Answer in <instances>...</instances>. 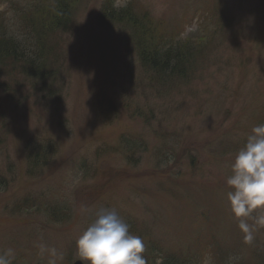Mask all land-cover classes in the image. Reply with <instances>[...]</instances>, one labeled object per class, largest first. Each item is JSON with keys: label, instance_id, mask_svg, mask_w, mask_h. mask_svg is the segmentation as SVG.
Segmentation results:
<instances>
[{"label": "rangeland", "instance_id": "374dc122", "mask_svg": "<svg viewBox=\"0 0 264 264\" xmlns=\"http://www.w3.org/2000/svg\"><path fill=\"white\" fill-rule=\"evenodd\" d=\"M30 3L0 0V31L18 37ZM110 3L145 14L172 45L208 39L209 14L220 17L222 28L203 50L207 62L200 61L206 63L190 92L173 96L177 108H163V100H148L136 87L143 80L129 32L96 21ZM70 15V28L56 35L51 105L28 96L19 107L2 106L0 254L12 249V264H49L53 257L40 252L45 245L56 250V264L80 261L75 241L104 207L136 224L147 264L187 250L200 233L215 238L228 257L206 254L195 264H264V227L245 243L226 184L236 152L264 124L258 112L264 108V0H75ZM16 79L0 82L13 88ZM31 138L51 139L56 151L40 174L27 177L23 148ZM125 139L137 140L139 149L126 155ZM169 143L180 148L166 162L159 151ZM36 198L59 201L69 221L53 223L38 207L26 209ZM202 210L210 223L199 221ZM149 239L162 254L149 255Z\"/></svg>", "mask_w": 264, "mask_h": 264}, {"label": "trees", "instance_id": "16d2710c", "mask_svg": "<svg viewBox=\"0 0 264 264\" xmlns=\"http://www.w3.org/2000/svg\"><path fill=\"white\" fill-rule=\"evenodd\" d=\"M74 2L75 0H32L34 3L32 8L23 11L20 15L17 24L18 37L7 35L4 30L0 31V79L11 78L12 74L17 78V82L12 80L13 88L0 82V135L7 127L1 113L3 104L13 108L19 107L20 100L25 101L24 97L30 96L29 99L36 98L38 102L48 107L55 99L53 87L56 86L58 68L53 63L59 59L55 51L57 49L56 35L70 28L72 22L70 10ZM209 15L213 30L209 32L208 39L184 40L175 43V45L163 40V34L154 30L152 20L145 14L133 11L130 6L116 10L112 3L104 5L96 21L98 25L107 23L124 26L133 41L135 50L131 51L134 52L136 62L141 70V73L137 72L136 74L143 80L142 83L134 82L136 87L146 94L148 100H163V108H173L174 106L177 108L178 103L173 100V96L190 92L188 84L195 78L193 76L197 70L207 62L203 58L202 52L218 33V29L222 28L220 17L215 11ZM52 36L54 37L52 38ZM202 60L206 62H200ZM144 83L145 86L142 85ZM23 90L26 91L23 92ZM258 112L264 122V108L259 109ZM159 114L164 117L163 112H159ZM169 144L172 145L159 151L160 154L165 152L166 162L177 159V150L180 148L176 144ZM121 146H125L122 148L125 149L126 155L139 149L135 139H125ZM23 150L25 152L24 174L27 177H34L42 172L54 156L56 145L48 138H31L25 142ZM131 157L128 156L126 161L134 165V159ZM135 162L137 161L135 160ZM3 186L4 183L0 178V190ZM32 200L36 206L30 204L26 209L38 207L53 223L69 221H64V217L70 218L67 211L60 209L59 201L56 202L54 199L48 198L43 201L39 198ZM119 216L129 225V231L134 234L136 224H133L134 222L130 218ZM210 217L211 215L207 211L202 210L198 219L210 223ZM200 235L201 233L196 235L198 239H195L192 245L187 246V250L174 255L166 254L162 264H195L198 259L202 260L206 254H210L213 259L218 261L228 257L226 249L220 247L221 244L215 238L208 236L204 239ZM148 251L150 256L153 253H163L156 242L151 239H149ZM152 264H154L153 261Z\"/></svg>", "mask_w": 264, "mask_h": 264}, {"label": "clouds", "instance_id": "9594fccd", "mask_svg": "<svg viewBox=\"0 0 264 264\" xmlns=\"http://www.w3.org/2000/svg\"><path fill=\"white\" fill-rule=\"evenodd\" d=\"M226 184L230 189L229 209L238 220L245 243L251 244L254 232L264 227V124L253 127L236 152ZM75 246L82 264H147L142 238L131 233L129 225L108 208L101 207L94 213ZM45 251L53 257L49 264H56V250L41 245V254ZM12 259V249L0 254V264H12Z\"/></svg>", "mask_w": 264, "mask_h": 264}, {"label": "water", "instance_id": "95a60500", "mask_svg": "<svg viewBox=\"0 0 264 264\" xmlns=\"http://www.w3.org/2000/svg\"><path fill=\"white\" fill-rule=\"evenodd\" d=\"M73 264H82L80 261H75Z\"/></svg>", "mask_w": 264, "mask_h": 264}]
</instances>
